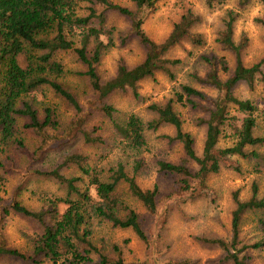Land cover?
<instances>
[{"label":"rangeland","instance_id":"374dc122","mask_svg":"<svg viewBox=\"0 0 264 264\" xmlns=\"http://www.w3.org/2000/svg\"><path fill=\"white\" fill-rule=\"evenodd\" d=\"M109 1L130 10L135 9L130 6L128 0ZM89 6V0H79L75 8L76 14L87 15L86 9ZM96 24L91 25L97 27ZM101 27L106 31L110 30L113 42L112 47L102 51L100 61L96 65L100 80L106 81L115 76L119 64L129 68L139 64L144 59L145 52L138 41L128 35V19L117 12L106 11ZM199 27L197 24L193 31ZM143 30L157 43L165 39L162 31L157 32L152 22H144ZM199 36L201 44L195 45L192 53H187L184 48V43L188 42V39H183L168 52L167 58L178 61L169 68L171 78L161 71L155 72L153 77L137 84V98L129 90L111 93L104 103L116 110L113 120L99 110V103L92 93L88 80L77 74L83 72L85 66L78 61L76 55L72 51H65L54 56L66 71L65 76L58 79V82L73 95L81 112L77 114L62 97L56 95L49 87L43 86L26 96L24 101L36 111L39 121H43L44 110L48 108L52 113L54 125L45 127L41 132H35L24 127L29 122L26 117L18 116L15 119L14 136L6 142H2L0 138V248L16 250L25 257L32 254L34 242L42 234V228L36 221L14 213L11 205L17 202L31 211L41 209L46 211L50 208L51 200L60 214L66 208V205L60 202L66 197L65 187L44 173L58 169L64 177H80L81 181L77 184L83 188L88 178L74 165L61 166L66 156L79 154L84 157L86 168L101 171V179L104 181L107 180V170L118 162L124 165L129 175L132 174L134 163L139 162L141 166L136 174L137 184L143 190H150L153 187L157 190L154 213L148 212L131 196L126 183H120L115 190L118 200L116 215L124 218L129 211H134L147 237L146 243L138 240L130 229L114 227L93 213L87 217L85 228L89 231V239L97 250V254L91 256L94 262L98 261V255H102L111 260L121 258L124 263L232 264L221 262L223 256L221 248L208 243L207 240L229 239L234 194H237L239 199L243 195V200H247L251 197L254 185L257 197L264 198V167L255 160L232 158L230 162L236 163L237 171L223 168L218 174H210L206 178L205 187L213 192V198L201 196L195 190L183 192L175 183V176L163 174L157 168L159 161L176 164L184 157L180 144L166 138L174 134L171 126L164 125L156 131L145 129L146 145L140 150L129 148L113 129L114 121L124 123L131 114L136 115L144 126L154 118L149 109L136 112L134 102L140 99L139 90L151 89L153 81L157 78L172 85L173 100L176 94L181 92L182 86L192 87L209 98L216 96V91L212 87L198 80L204 78L210 70L202 58L214 59L218 77L225 80L234 70L235 56L218 42L210 44L208 36ZM79 39V37L74 39L75 46H78ZM95 45L91 39L88 49H94ZM182 52L186 53L183 58ZM246 55L252 57L248 62H245ZM220 59L225 62V70H222ZM241 61L243 65L249 67L264 60L258 61L256 48L250 47L247 54L241 53ZM190 62L192 72L186 74L184 69ZM3 72L4 68L0 67V87ZM234 94L237 98L251 100L258 106L255 134L264 136V89L256 84L250 91L240 83L236 86ZM36 95L44 97L47 103H36ZM168 100L170 99H165L161 104ZM173 106L182 122L183 131L191 135L194 149L197 155H200L205 134V126L201 121L207 116L205 110L202 107H191L187 102H174ZM83 133H88L90 137L98 140L87 142ZM17 141H21V148ZM220 145L229 146L231 140L224 138ZM258 151L264 153V148H259ZM188 167L191 172H195L197 168L193 162H190ZM238 179L248 183L234 186L235 180ZM220 189L229 193L230 199L226 200L219 195ZM218 208L220 212L216 211ZM259 216H261L259 213L244 216L240 229V239L244 243L254 242L262 236L257 223ZM46 220L52 223L49 216ZM13 223L21 226L17 238L22 240V243L6 235L7 226ZM242 255L247 257L248 264H264V249L247 250L239 257ZM0 264L27 263L13 256L0 255ZM39 264L51 263L47 259H42Z\"/></svg>","mask_w":264,"mask_h":264},{"label":"trees","instance_id":"16d2710c","mask_svg":"<svg viewBox=\"0 0 264 264\" xmlns=\"http://www.w3.org/2000/svg\"><path fill=\"white\" fill-rule=\"evenodd\" d=\"M79 0H0V67L4 68L2 86L0 87V138L2 142L10 140L15 133V119L18 116L26 117L28 123L25 128L41 132L45 127L54 125L52 113L45 109L43 121H39L36 111L24 98L43 86L49 87L56 95L68 102L77 114L81 112L80 106L59 82L66 71L54 56L59 52L72 51L78 61L85 66L83 72L77 73L88 80L90 88L97 102L99 110L110 120L116 110L104 103L106 98L115 91H131L135 98L137 84L154 76L161 71L172 77L170 67L177 64V60L167 58L168 52L177 46L183 39L194 40L195 45L201 44L200 36H191L185 25L190 21L184 17L183 25H175L170 37L157 43L150 39L143 30L144 19L141 11L144 6L153 8L151 0H131L134 10L114 4L109 0H89L90 6L85 16L76 14L75 8ZM130 1V0H128ZM114 11L129 21L128 35L135 38L143 47L144 59L137 65L129 68L119 64L116 74L109 80L101 81L96 70L102 51L113 46L110 30L101 26L105 20V12ZM191 15V14H189ZM197 19V18H196ZM97 23V27L91 24ZM224 45L225 50L231 51L235 56L233 72L221 80L216 71L214 59L203 57L202 60L210 70L204 78L198 79L216 91L214 98L189 86H182L175 100L170 99L164 104L153 105L150 112L154 118L144 126L141 120L131 114L124 123L113 122V129L120 140L133 150H140L146 145L144 130L156 131L159 127L168 125L174 130L170 141L178 142L184 157L176 164L157 162L158 171L176 177L175 183L183 192L195 190L199 195L213 198V192L205 187L208 175L218 174L223 168L238 170L236 163L230 162L232 158L242 160H255L264 167V136L255 134L257 127L258 106L251 100H242L235 96L236 86L243 83L250 91L259 84L264 89V61L252 66H245L241 61L240 49L233 45L231 36ZM107 38V43L100 41V36ZM79 37L78 46L75 38ZM96 43L94 49L89 50L90 40ZM219 43V42H218ZM222 70L225 62L220 59ZM174 102H187L191 107H202L207 116L201 122L205 126L204 140L201 154L197 155L194 149V140L191 135L184 132L179 115L174 110ZM87 142H95L88 133H83ZM224 138L231 140V145L221 146ZM21 148V141H17ZM84 157L79 154L66 156L61 166L74 165L79 172L88 178L87 184L82 188L77 183L80 177H64L59 170L44 173L64 185L66 197L60 202L66 208L59 214L54 201H49L50 208L31 211L15 202L11 210L23 217L36 221L42 228V234L34 242L32 254L25 257L16 250L0 248V255L16 257L27 264H39L47 259L51 264H59L62 257L72 255L70 262L65 264H142L124 263L121 258L111 260L98 255L94 262L92 255L97 254L91 243L89 231L85 228L86 219L92 213L110 222L114 227L130 229L143 243L147 237L142 230L138 215L134 211L120 218L116 215L118 200L115 190L120 183H126L132 197L138 200L150 213L156 209V187L143 190L136 182V174L140 170V163L135 162L132 174L129 175L124 165L118 162L107 170V180L101 179V171L88 169L84 165ZM190 162L195 163L196 170L191 172ZM251 197L241 200L237 194L233 195L234 209L230 219V236L228 240L210 239L208 243L216 244L223 252L221 262L232 264H248L244 254L247 250L264 249V198L257 197V189L253 185ZM259 213L257 223L262 236L254 242L244 243L240 239V229L246 214ZM48 216L52 223L47 222Z\"/></svg>","mask_w":264,"mask_h":264},{"label":"clouds","instance_id":"9594fccd","mask_svg":"<svg viewBox=\"0 0 264 264\" xmlns=\"http://www.w3.org/2000/svg\"><path fill=\"white\" fill-rule=\"evenodd\" d=\"M151 2L154 7L148 8L145 5L141 11V19H144L145 23L152 22L157 32L162 31L165 39L173 34L175 25H183V18L187 17L190 24L185 27L191 36L206 35L209 37L210 44L219 42L220 45H224L229 39L231 31L229 26L232 25L233 45L239 48L242 54H247L250 47H255L257 60H264V0H151ZM130 6L135 7L131 0ZM197 17L199 19H196ZM197 24L200 25L199 29L193 31ZM100 41L107 43L106 36L101 35ZM184 48L187 53H192L195 49L194 40L184 43ZM185 54L182 52L181 57L183 58ZM251 59V56L246 55L245 62ZM184 72L186 74L192 72L191 62ZM200 75L202 76L203 73ZM171 93L172 85L157 78L153 81L151 89L139 90L140 99L134 102L136 112H144L153 105L161 104L165 99H171ZM35 100L38 104L47 103L45 98L39 95H36ZM246 183L248 182L238 179L235 180L234 186ZM218 194L226 200L230 199V194L223 189H220ZM241 199H244L243 195ZM216 211L220 212V209ZM221 215H223L222 212ZM20 229L21 226L18 224H9L6 235L22 243L23 241L17 238ZM71 260L72 255L69 254L62 257L59 264H65L66 261Z\"/></svg>","mask_w":264,"mask_h":264}]
</instances>
